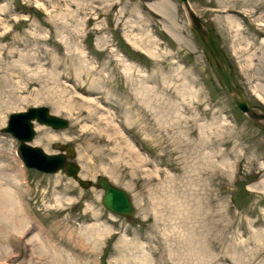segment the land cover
Instances as JSON below:
<instances>
[{"label": "rangeland", "instance_id": "obj_1", "mask_svg": "<svg viewBox=\"0 0 264 264\" xmlns=\"http://www.w3.org/2000/svg\"><path fill=\"white\" fill-rule=\"evenodd\" d=\"M257 1L189 3L249 105L264 109V58L216 21L231 14L243 37L259 43L264 6L257 8ZM0 19L2 63L14 59L6 53L15 47L37 56L29 68L54 60L72 65L73 74L81 64L103 73L117 116L133 121L123 135L144 159L119 157L104 127L86 119L83 99L97 93L73 92L51 65L43 67L51 76L40 80L38 69L24 73L17 64L11 81L0 66V101L16 99L20 106H0V181L19 198L20 216L30 218L29 234L40 233L48 248L40 251L0 214V264H264V128L241 113L222 87L181 0H0ZM127 67L130 76L122 72ZM61 101L71 110L56 107ZM33 106L69 121L59 130L35 122L30 143L50 154L73 147L67 161L78 164V178L64 169L43 173L19 160L20 142L3 129L10 113ZM100 175L130 195L131 218L103 206V190L95 185ZM79 179L89 186H80ZM92 225L103 231L96 243L83 235Z\"/></svg>", "mask_w": 264, "mask_h": 264}, {"label": "bare ground", "instance_id": "obj_2", "mask_svg": "<svg viewBox=\"0 0 264 264\" xmlns=\"http://www.w3.org/2000/svg\"><path fill=\"white\" fill-rule=\"evenodd\" d=\"M162 2V1H161ZM214 3H217L218 5H223V3H225V0H214ZM161 5V3H160ZM258 5L261 7V6H264V0H258L257 1V8ZM191 6V5H190ZM153 8L156 10L158 8V5H154ZM192 8V7H191ZM152 9V8H151ZM162 10V9H161ZM193 10V8H192ZM194 11V10H193ZM230 11H233V10H230ZM258 9H256L255 11H250L249 12V15L248 17L251 18L252 16H255V14L258 13ZM195 12V11H194ZM238 14H241L239 11H234ZM196 13V12H195ZM75 15V14H74ZM74 18V17H73ZM260 18H264V13L262 15L259 16V20ZM237 19V18H236ZM235 19L234 16H232L231 14L230 15H227L225 18H220L217 19L216 21L217 22H225V26H226V29L227 31L230 33V35H232V38L233 40H244L246 42L245 46H246V49L247 50H254V53L253 55H256L258 56V59L260 60H263L264 58V25H260L261 29H260V35L262 37V40L257 43L256 41H250V40H247L245 39V37H243L244 35V32H243V29L241 28V25L240 23ZM258 19V18H257ZM1 21V19H0ZM6 21V20H5ZM3 25V24H2ZM1 26V25H0ZM6 26V25H5ZM63 42V41H62ZM16 44V43H15ZM66 45V44H65ZM11 46V45H10ZM67 46V45H66ZM1 49V47H0ZM68 50V49H67ZM1 51V50H0ZM73 53V52H72ZM71 53V54H72ZM80 53V52H78ZM82 53V52H81ZM9 54H11L12 57H14L13 60H11L10 62H7V63H2V61L4 60L5 55L0 52V66L4 67L5 68V76H4V79L7 80V77L10 79L9 81L13 80V78L16 77L15 74V70H13V67L17 64H19L18 66H20V70H22V72H26V73H36V70L35 69H38L37 71V74L39 77H41L40 80L43 79L42 76L46 75L47 76L50 74L49 71H47L45 68H43L45 65H48L46 66L47 68L49 67V65L52 66L51 68V72L54 73V75L57 77V79H64L65 81H69L71 82L72 84V88H73V92H80V94H85V95H91L93 93H97L96 97L95 98H92L90 96H88L89 98H84L83 101H85V103H87V107L88 110H87V120H90V121H95V123L99 126H103L104 129H105V136H106V139H108V144L109 145H112V150H114L115 152H117V154L119 155V157L121 158H126V157H131V158H136V159H139V160H142V156L135 150V148L128 142V140L125 138V135H123V129L125 126L129 125V126H132L133 124V121H131V118L126 115L124 117H121V119L119 118L120 116H117L116 113H118L117 111V108L111 104L110 101H113L111 99V97H109V93L108 91L105 90V78L103 76V73L101 72H94L92 71V67H84L83 65L84 64H81V65H78L74 66V63H73V66L74 68L76 69V71H74V74L72 72V65H66V64H63V67H62V63L61 62H57V61H54V60H51L50 62H45V63H42L40 61H37L36 65L37 67L35 68H29L28 67V63H30L31 61H33L35 58H37V56L35 57H28L27 55H25V53H23L22 51H19V50H16L15 47L10 50H8V52L6 53V56H9ZM31 54V53H30ZM36 54V52H35ZM34 54V55H35ZM84 54V53H83ZM32 55V54H31ZM73 55V54H72ZM82 55V54H81ZM63 56V55H62ZM85 56V55H84ZM83 56V57H84ZM16 57V58H15ZM50 57V56H49ZM52 57V56H51ZM67 57V56H66ZM72 57V56H71ZM39 58V57H38ZM53 58V57H52ZM79 58L81 59L82 57L79 56ZM56 59V58H55ZM62 60V59H61ZM253 59L251 58V61ZM35 61V60H34ZM59 61V60H58ZM70 61V60H69ZM73 61V60H72ZM71 61V62H72ZM40 62V63H38ZM125 62V61H124ZM26 63V64H25ZM76 64V63H75ZM252 66V65H251ZM33 67V66H31ZM54 68V69H53ZM85 68V69H84ZM132 68V67H131ZM58 69V70H56ZM82 69V70H80ZM84 69V70H83ZM94 69V68H93ZM130 68H126L124 69L122 72L124 75H128L130 76ZM139 70H137L138 72ZM14 73V74H13ZM139 74V73H138ZM25 75V74H24ZM132 75V74H131ZM51 76V74H50ZM49 77V76H48ZM46 78V77H45ZM55 78V77H54ZM107 78V77H106ZM36 80V79H35ZM45 80V79H44ZM56 80V79H55ZM34 80H32L31 82H33ZM50 81V80H49ZM63 81V80H62ZM136 81V80H135ZM14 82V81H13ZM30 82V83H31ZM58 81L55 82V84L57 83ZM66 83V82H65ZM138 83H140L138 81ZM59 83H57L58 85ZM13 85V84H11ZM27 85V84H26ZM65 85V84H64ZM107 85V84H106ZM142 85V84H141ZM140 85V86H141ZM5 86V85H4ZM15 82H14V90H15ZM60 87V85H58ZM66 86V85H65ZM70 86V84H69ZM58 87V88H59ZM63 87V86H62ZM144 87V86H143ZM17 88H22L20 86L17 85ZM64 88V87H63ZM139 88V87H138ZM3 90V89H2ZM25 90V89H24ZM63 91V89H61ZM68 90V89H66ZM60 91V93L62 92ZM12 92V90H11ZM68 92V91H67ZM7 93V92H6ZM5 93V94H6ZM57 93V92H56ZM9 93H7L8 95ZM64 94V93H63ZM70 94V93H69ZM78 94V95H80ZM3 95V93L1 94ZM6 95V97H7ZM10 95V94H9ZM77 95V94H75ZM77 95V96H78ZM83 95V96H85ZM3 97V96H2ZM1 97V98H2ZM15 97V96H14ZM86 97V96H85ZM11 98V97H10ZM9 98V100H10ZM41 98V97H40ZM73 98V97H71ZM81 98V96H80ZM60 99V98H59ZM2 100V99H1ZM12 100V99H11ZM23 100V99H21ZM40 100L42 99H36L34 100V102H39ZM46 100V99H45ZM61 100V99H60ZM76 100V99H75ZM140 100H142L140 98ZM4 101V99H3ZM48 101V99H47ZM7 102V101H6ZM22 102V101H21ZM24 102V101H23ZM50 102V101H49ZM74 102V101H73ZM72 102V103H73ZM76 102V101H75ZM69 103H70V100H69ZM79 103V102H78ZM144 103V102H143ZM5 102L2 104L1 101H0V106L2 108V105H4ZM81 104V102H80ZM103 104V105H101ZM6 106H8V108L12 107V108H19V102L16 103V99H14V101L12 100V102H8L7 104H5ZM5 105L3 107H5ZM58 108H63L64 109H70V106L68 104V106H64L62 101L61 103L58 102L56 104ZM71 105V104H70ZM86 105V104H85ZM105 105H107L108 107L112 108L113 109V112H110L109 114V109H105L103 108V106L105 107ZM74 106V105H73ZM80 106V105H79ZM66 107V108H65ZM57 108V109H58ZM77 108V106L75 107ZM84 108V106H83ZM71 110V109H70ZM119 110V109H118ZM59 111V110H58ZM1 112V111H0ZM86 112V111H85ZM105 113H108V114H105ZM2 114V112H1ZM119 114V113H118ZM133 114H136V113H133ZM108 115V116H107ZM110 115V116H109ZM119 118L120 121L119 122H116V119L115 118ZM5 121V119L3 117H0V125L3 124V122ZM118 123V124H117ZM49 138V137H48ZM48 138L47 141H48ZM42 139H40L41 141ZM60 147V146H58ZM144 160V159H143ZM2 165V164H1ZM18 172H19V175H21V170L20 168L17 169ZM18 175V176H19ZM5 182L3 181H0V214L2 217H4L5 219H8V224L11 228L12 231H14L15 233H18L19 236L22 237V235L20 234H24L25 233V236L27 235V240L29 243H34L35 246H38L40 251L42 252H46V249L48 248H45V243L44 241H42V237L40 235V233H36V235L33 233L29 234V231L30 230H34V227L33 225H31V222L29 221L30 218L28 217H24V216H20L18 210L21 211V208H22V205H20L19 203V198L17 199V195H14L15 192H13V189L11 188H4L3 187V184ZM2 187V188H1ZM24 193V192H23ZM58 200V199H57ZM59 205L61 204L60 200L58 201ZM13 207V208H12ZM23 211V210H22ZM26 212V211H24ZM26 214V213H25ZM0 216V217H1ZM1 217V218H2ZM29 219V220H28ZM6 222V220H4ZM3 221V222H4ZM83 235H85L88 239L90 240H94L93 243H96V241H98L100 239L101 241V237L103 236V231L100 229V226L98 225H92L90 227V230L88 231V233H83ZM23 241V240H22ZM99 243V242H98ZM101 243V242H100ZM137 245V244H136ZM141 246V245H140ZM139 246V247H140ZM130 247L132 248V246L130 245ZM55 249V248H54ZM138 250V249H137ZM143 250V253H144V249L142 248ZM58 251V250H56ZM141 251V249H140ZM44 252V253H45ZM49 252V251H48ZM58 253V252H57ZM56 253L53 254V257L55 259H58V254ZM47 254V253H46ZM9 255V254H8ZM144 255V254H143ZM10 256V255H9ZM8 257V256H7ZM48 257V256H47ZM49 257H51L49 255ZM143 259L146 258L147 256L143 257L141 256ZM2 258H6V257H2ZM141 258V259H142ZM46 259V258H45ZM50 260V259H49ZM51 260H54V259H51ZM50 260V261H51ZM61 260V259H60ZM140 260V259H139ZM138 260V261H139ZM146 261V260H144ZM148 261V260H147ZM60 262V261H59ZM52 263V262H51ZM142 263V261L140 262ZM58 264V263H57ZM145 264V262H144Z\"/></svg>", "mask_w": 264, "mask_h": 264}, {"label": "water", "instance_id": "obj_3", "mask_svg": "<svg viewBox=\"0 0 264 264\" xmlns=\"http://www.w3.org/2000/svg\"><path fill=\"white\" fill-rule=\"evenodd\" d=\"M191 28L201 39L208 56L209 63L215 67L223 87L232 97L239 111L250 118L256 125L264 128V109L249 105L246 97L235 85L228 72L223 55L219 51L211 32L203 25L199 17L192 10L189 0H181ZM65 129L69 121L65 117L50 113L46 106H33L20 112H12L3 131L9 132L20 143L17 149L19 159L28 167L43 173H56L64 169L68 176L78 178L79 166L67 157L74 156V149L67 145L65 152L46 153L42 148L30 142L36 136L34 123ZM80 186H89V180L79 179ZM95 185L103 190L102 204L110 212L125 218H131L135 209L130 195L123 188L115 186L106 176H98Z\"/></svg>", "mask_w": 264, "mask_h": 264}]
</instances>
